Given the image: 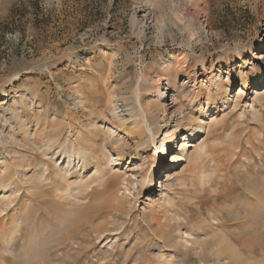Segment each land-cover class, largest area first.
<instances>
[{"label": "rangeland", "instance_id": "374dc122", "mask_svg": "<svg viewBox=\"0 0 264 264\" xmlns=\"http://www.w3.org/2000/svg\"><path fill=\"white\" fill-rule=\"evenodd\" d=\"M137 1L0 0V132L4 129L3 136L9 131V122H6L5 126V120L8 117L11 121L15 120L12 113L16 108L23 110L26 121L32 128L36 123L32 112L34 110L41 113L38 119L39 127L44 125L45 129H48L55 115L66 116V111L72 107L71 102L76 95L73 91L75 83L80 84L84 89L86 100V109L84 108V112H78L76 122L79 120L85 122L88 116L98 120L105 119L106 116L102 115L100 110L108 95L97 76L98 72L104 71V61L98 49L103 44H107L106 48L117 52L118 55L116 68L111 77L116 94L118 97H125V100L131 97L130 102L135 105L137 104L132 88L145 66L150 62L158 61L167 50L172 48L184 51L191 57L195 79H189L184 75L179 77V82H186L188 89L178 97V104L188 105L189 99L197 98L196 96L201 94L200 102L204 103L194 108L191 106V109L187 108L189 114L202 124L214 123L208 133L204 129L195 138L189 139L190 142L186 146L189 151L195 144L198 145V153L211 151L210 155L202 154L203 157L197 161L186 162L185 158L180 161H165L167 168L161 169L159 173L156 172L155 165H151L164 156L166 160H171L169 155L178 149L169 150L167 147L172 142L174 144L171 145L176 146L183 140L182 135L185 131H179L172 140L162 146L160 140L164 133H161L156 140L158 147L156 150L152 147L145 152L139 150L140 156L126 157L115 165V170L125 172V176L133 180L130 187L131 194H128L131 209L128 210L125 204L117 201L114 205L107 206L108 198L112 196L114 188L110 190L100 188L94 191L88 203L80 211L81 214L84 212L83 216L80 214L83 221L71 228L62 241L50 240L44 247L43 256L33 264H162L166 257L161 261V257L155 254L159 244L136 241L135 236L142 235L146 231L142 216L145 212L144 206L148 202L147 197L150 193L160 196L157 190L161 180H164L166 172L174 170H177V173L169 188V193L175 197L172 205L149 211L150 214H164L181 219L179 226H172L165 233L166 237L162 239L174 237L179 229L184 231L186 226L191 225L194 234L199 231L210 235L224 234L232 238L236 246L245 251L246 255L245 259L234 264H250L251 261L264 260V234L255 235L250 242L243 244L244 240L232 233L241 230L246 224L249 225L251 221L249 214L240 215L242 218L240 219L232 210L238 212L240 207L248 204L247 207L252 208L253 205L250 203L264 190V101L253 102L257 90L264 92V77L257 76L246 83L238 77L234 79L239 71L249 74L253 67L261 68L264 63V0H206L205 11L197 14L206 31L207 41L202 39V49L179 45V40L172 42L171 39L159 49H156V46H149L150 48L147 49V45L141 44L130 33L129 19ZM180 2L167 0L161 9L164 13L174 14L183 4L189 5V0ZM190 7V11L193 12L192 6ZM180 19L182 23H187V15L180 16ZM258 41H261L259 46ZM86 58L90 59L92 68L83 65ZM202 63L205 65V71L201 69ZM220 78L219 83L224 89L218 98L229 99L228 107L225 106L227 110L223 111V106L219 103L216 111L204 114L206 95L201 86L204 84L206 87L214 88ZM124 80L125 85L116 83ZM239 89L241 92L238 99L235 95ZM171 94L169 93L166 101L167 118L171 117L175 120L179 114L173 107ZM224 112L228 114L222 116ZM68 119V116L65 117L66 121L74 122L72 118ZM118 131L122 132L119 129ZM14 134L21 136L22 132L17 128ZM10 140L4 143L0 141V156L4 157V153H7L5 156L7 160L16 159L14 149L16 151L23 148L22 146L16 149ZM129 141L132 145L133 140ZM111 149V145L105 146L102 148V153L108 155L110 154L108 150ZM178 152L180 150L176 153ZM34 153L36 156L31 166L22 167L24 169L21 168V173L41 165L43 162L41 160L47 161L41 152ZM142 156L147 157V162L143 165L140 160ZM205 163L213 164L207 172L209 179L201 183L198 179L199 169ZM50 166L52 167L53 164L51 163ZM79 168L80 165L71 169L73 179L80 176ZM146 169L153 176L152 191H148L149 186L140 188L136 183L141 172ZM94 170L93 166H89L81 172L84 178L88 179L87 177L94 175ZM12 174L16 175H12L15 176L13 178L10 176L13 184L9 186L10 188L16 186V176H18L17 173ZM91 186L96 187V183H92ZM10 188L3 191L4 193L1 189L0 195H8ZM20 193L23 197L19 194L14 205L19 207L25 199L30 205L29 218L22 224L21 245L27 244L28 241L42 243L46 236L54 233L53 227L57 224L53 193L31 195L25 189H21ZM249 199L250 201H246ZM241 203L243 206L240 205ZM12 206L13 204L9 209ZM129 211L131 217H126ZM5 212L0 216L2 217ZM231 212L233 215H229ZM219 216L222 217L221 221ZM185 217L188 220L183 222ZM217 217L219 220L216 219ZM5 219L7 220L8 217ZM5 219L0 220V225H3V222L6 224ZM208 222L214 224L210 225ZM118 224H121L122 229L114 230L110 237L106 238V235L100 237L96 233L97 229L107 230ZM127 235L129 238L126 237ZM129 239L132 242L128 244ZM121 243L125 244L123 248L120 246ZM133 243V247L128 248ZM167 243L171 244V242ZM167 243L162 242L160 245L165 246ZM211 246L209 242L202 254L190 256L185 263L179 262V264H217L209 252ZM165 252L170 254L172 249L166 245ZM5 257L6 260L0 259V264H14L8 254Z\"/></svg>", "mask_w": 264, "mask_h": 264}, {"label": "bare ground", "instance_id": "6f19581e", "mask_svg": "<svg viewBox=\"0 0 264 264\" xmlns=\"http://www.w3.org/2000/svg\"><path fill=\"white\" fill-rule=\"evenodd\" d=\"M165 1L167 0H138L134 5L133 12L129 19L131 35L137 38L141 44L147 45V49L150 48L149 46H156V49H159L160 46L165 45L168 39H171L172 42L179 40V45L192 47V49H194V47L202 49V39L204 38L205 41H207L206 31L204 30L205 26L202 24L197 14L205 11L204 6H207L206 0H189V5L192 6L193 12L190 11L189 5L183 4L180 6V9L177 10V13L174 14L164 13V10L161 9ZM178 1L180 2L181 0ZM158 12L163 13L160 14ZM183 15H187L188 20L187 23L185 22L186 24L181 22L180 16ZM260 44L261 41H258L257 45L259 46ZM106 46L107 44H103L101 47H98L101 52L100 56L104 61V71L98 72L97 74L102 87L106 90L108 95L105 99L104 106L100 110V113L106 116L105 119L98 120L88 116L89 118H87L85 122H81L80 120V122H76L78 120V112H84L86 100L84 89L81 88L80 84L75 83L73 91L76 92V95L71 102L72 107L67 109L66 116L64 117L55 115L48 129H45L46 127L44 125V127H39L40 122L38 119L41 113L39 111L36 112L34 109H32L34 110L32 111L33 116L36 119L34 128L29 126V122L28 125L27 119L25 118L26 115L21 109L16 108L13 110L12 117H14V121H11L10 117L5 120V126L6 122H9V131L4 136L2 135L4 129L0 132V141L4 143L6 140L9 141L11 139L10 141L16 149L22 148V146L23 148L22 150L16 151L13 148L17 160L15 158H12V160L8 158L7 160V158H5L7 153H4V157L0 156V190L3 189V192L6 191L7 188H10L9 186L12 184L11 178L15 177H12V175H16L12 173H17L18 175L16 176V186H11L10 192L7 193L8 195H4V192L2 196L0 195V214L6 211L2 217L0 216V220L8 217V221L5 219L6 224L3 222L5 225H0L1 260H6L5 256L8 254L14 264H33V262L43 256L44 247L50 240L62 241L71 228L76 227V224L83 221L82 216L84 212L81 214L80 211L88 203L92 193L100 188L103 190L114 188L112 196L108 198V207L114 205L117 201L120 204H125L128 210L131 209V201L128 198V194L130 193L133 180L130 177H126L125 172L115 170L114 166L121 163L126 157L129 158L133 155L137 157L140 154L139 150H141V152L144 150L145 152V150L151 147L156 150L158 148L156 140L161 133H164L160 140L162 146L165 142L172 140L179 131H185V134L182 135L183 140L178 142L176 146H172L174 144V142H172V145L168 144L167 147L169 150L178 149L180 152L176 153L178 150L175 153L172 152L169 155L171 156V160H166L167 158L164 156L159 158L157 163L154 162L151 164L152 166L155 165L154 167L158 173L161 169L167 168L165 161H180V159L183 160L182 158H185L186 162L197 161L199 158L203 157L202 154L210 155L211 153V151L198 153L197 144L193 146L194 148L191 151L186 148L190 142L189 139L195 138V136L204 129V131L208 133L211 130L210 127L214 124L211 122L209 124H202L196 117L189 114L188 109H191V106L194 108V106L204 103L200 102L202 97L201 94H198L196 96L197 98L191 100L188 98L189 102L188 105H185L186 107L178 104V97L188 89L186 82H179V77L184 75L189 79H195L191 57L180 49L172 48L167 50L166 54L161 56L158 61L150 62L146 65L140 72L135 86L132 88V94L137 104L135 105L130 102L131 97L125 100V97H118L114 90L115 87L111 81V77L116 68L115 63L118 55L117 52L111 49L108 50ZM254 57L253 55V58ZM260 57L263 56L260 55ZM83 65L86 66V68H92L90 59L88 58L85 59ZM201 69L205 71L204 63L201 64ZM260 70L262 72H260ZM257 76L259 78L264 77V63L261 68L253 67L249 74L239 71L234 79L238 77L246 83L248 80L252 81L257 78ZM220 81L221 78L218 79L214 88L206 87L204 84L201 86L206 95V111H203L204 114L216 111L219 103L223 106V111L227 110L225 106L230 103L229 99L225 97L222 98V96L221 100L218 98L224 89L222 84L219 83ZM116 83L125 85L126 81H116ZM117 85L118 84H116V86ZM240 92L241 90L239 89L238 93L235 95L238 99L240 98ZM169 93H172L171 102L179 114L178 118L175 120L171 117L167 118L168 109L166 101ZM200 95L201 97H199ZM235 97H233V99ZM253 99V102L264 101V92L257 90ZM235 107L236 106H234V108ZM91 112H89L90 115H92ZM227 114L228 113L224 112L222 116ZM67 116L69 119L72 118L74 122L66 121L65 117ZM17 128L22 132L21 136L14 134ZM118 129L122 132H119ZM43 132H46V134ZM42 134L44 135L41 136ZM130 139L133 140L132 145L130 144ZM108 145L112 146V149L108 150L110 154H103L102 148ZM36 151L41 152V155L45 157L47 161L41 160L43 161L41 165L39 164L21 173V170L24 169L22 167L27 168L31 166V162L36 156L34 153ZM112 151H114V153ZM146 156H142L140 159L143 162L142 165L147 162ZM58 159L59 162H57ZM51 163L53 164L52 167L50 166ZM212 164H202V168L199 169L200 175L198 179L201 183L209 179L207 178L209 174L207 172H209ZM78 165H80V173L78 174L80 176L73 179L71 176V169ZM89 166H93L95 173L93 176L87 177L88 179H86L81 170H84L85 167L87 169ZM176 173L177 170L165 173V178L161 180L159 189L157 190L160 192V196L150 193L147 197L148 202L144 206L145 212L142 216V221L146 224V231L142 235L137 234L135 240L146 241L147 244L157 242L159 245L155 254L161 257V261L166 257L162 264L185 263L190 256H199L202 254L206 249V244L209 242L212 244L209 252L215 258L217 264H234L235 262H241L245 259V251L243 252L236 246L232 238L230 239L227 235H220L218 233H211L212 235H210L205 232L199 233L198 231L194 234L195 231L191 225L186 226L184 231H180L179 229L176 232L177 235L174 237L162 239L166 237L165 233H167L172 226H179L181 219H177L174 216L169 217L164 214H160L161 216L154 213L150 214L149 211L151 209H160L163 206L172 205L175 197L169 193V188L171 187L172 180L175 179ZM152 177L153 176L149 174V170H143L140 177L137 178L136 183L140 185V188L149 186L148 191H152ZM163 177L164 175L162 178ZM92 183H96V187L92 188ZM21 189L27 190L28 194L31 195L45 192L53 193L52 198L54 199L52 200L56 202L54 212L57 224L53 227V234L46 236V238L43 237L44 235L42 236L44 238V240L42 239V243H32L28 241L27 244L21 245L20 238L23 232L22 224L29 218L30 208L26 199L21 202L19 207L14 205L15 200L19 198V194L22 196L20 193ZM253 196H255V194ZM254 200V203H252L253 201L250 203V205H253L252 208L247 207L249 204L243 206V203H241L240 205L243 207H240L238 212H236L237 210H232L235 216L236 214L237 216L239 215V218L242 214H249L250 217L249 215L247 217L251 218L250 223H248L249 225L246 224V221L245 224L247 226L244 225V220H241L243 222H240L243 223L244 227L242 229L239 227L241 230L234 229L235 231L237 230L235 233L234 231L232 232L234 236L238 235V238L244 240L243 244L250 242L255 235L264 234V190L260 196H256ZM246 201H250V199ZM98 203L99 202L96 204ZM11 204H13V206L9 209ZM97 207H99V205ZM8 209L11 211L10 213ZM229 215H233V213L231 212ZM85 216L87 215H84V217ZM128 216L131 217L130 211L126 217ZM221 218L222 217L219 216L220 221L222 220ZM233 218L235 219L234 216ZM85 219L86 218H84V220ZM216 219H218V217ZM186 220H188L187 217H185V219L183 218L182 221L184 222ZM208 224L213 225L214 223L208 222ZM213 227L216 228L215 226ZM117 229H122L121 224L114 225L113 228L107 230L97 229L96 233H98L100 237L106 235L105 237L107 238ZM126 237H128V235ZM160 241L164 243L171 242V244H166L167 247L172 249L170 254H168L169 252H165L166 245H160L162 243H160ZM131 242L132 240L130 239L127 241L128 244ZM123 245L125 244H120L122 248ZM133 245L134 243L131 246L129 245L128 248L131 249ZM250 264H264V260L251 261Z\"/></svg>", "mask_w": 264, "mask_h": 264}]
</instances>
